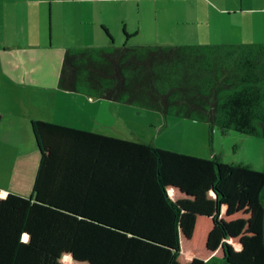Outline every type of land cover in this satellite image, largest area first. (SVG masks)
Wrapping results in <instances>:
<instances>
[{
  "label": "trees",
  "instance_id": "obj_1",
  "mask_svg": "<svg viewBox=\"0 0 264 264\" xmlns=\"http://www.w3.org/2000/svg\"><path fill=\"white\" fill-rule=\"evenodd\" d=\"M58 87L264 136V42L70 46ZM0 264H264V169L33 119Z\"/></svg>",
  "mask_w": 264,
  "mask_h": 264
},
{
  "label": "crops",
  "instance_id": "obj_2",
  "mask_svg": "<svg viewBox=\"0 0 264 264\" xmlns=\"http://www.w3.org/2000/svg\"><path fill=\"white\" fill-rule=\"evenodd\" d=\"M83 1H91L97 7L78 11L69 0H0V188L3 190L33 197L40 160L31 126L33 119L148 142L113 132L115 128L111 125L117 121L118 102L58 87L67 47L108 46L116 41L126 45H155L157 41H164L165 45L216 43L210 26L216 18L229 14V0L78 2ZM200 3L206 8H200ZM143 32L153 36L145 38L141 36ZM14 84L22 94L20 103ZM29 94L36 98L33 102L36 110L4 112L5 105L30 107Z\"/></svg>",
  "mask_w": 264,
  "mask_h": 264
},
{
  "label": "rangeland",
  "instance_id": "obj_3",
  "mask_svg": "<svg viewBox=\"0 0 264 264\" xmlns=\"http://www.w3.org/2000/svg\"><path fill=\"white\" fill-rule=\"evenodd\" d=\"M78 1L69 0L68 3H75V9L78 11L97 7V4L91 1ZM199 6L206 8L203 3ZM227 6L229 14L216 18L210 26L212 40L216 43L264 42V0H229ZM141 36L146 38L153 35L143 32ZM163 42L157 41L155 45L164 44ZM122 44V41L113 42V45ZM13 87L17 90L15 96L20 103L22 94L16 84ZM29 98L30 107L5 105L4 112L36 110V107H33L36 98L33 94H29ZM115 105H117L115 107L117 121L111 126L115 128L113 132L116 134L196 156L211 157L213 153H217L224 162L247 163L258 170L264 169V136H254L234 130L222 133L217 126L211 131L209 123L205 121L176 115L164 116L159 111L129 103L118 102ZM108 109L110 110V107ZM113 115L111 111L110 116ZM109 122L112 124L113 120L109 119Z\"/></svg>",
  "mask_w": 264,
  "mask_h": 264
}]
</instances>
